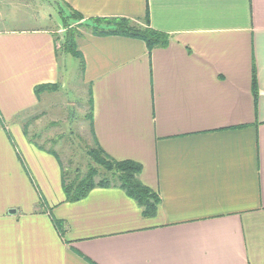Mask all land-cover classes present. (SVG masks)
<instances>
[{
  "label": "crops",
  "instance_id": "crops-1",
  "mask_svg": "<svg viewBox=\"0 0 264 264\" xmlns=\"http://www.w3.org/2000/svg\"><path fill=\"white\" fill-rule=\"evenodd\" d=\"M59 1L167 33L78 46L90 145L140 162L160 200L151 217L117 186L65 200L63 163L25 126L66 90L72 55L49 25L0 23V264H264V0Z\"/></svg>",
  "mask_w": 264,
  "mask_h": 264
},
{
  "label": "rangeland",
  "instance_id": "rangeland-1",
  "mask_svg": "<svg viewBox=\"0 0 264 264\" xmlns=\"http://www.w3.org/2000/svg\"><path fill=\"white\" fill-rule=\"evenodd\" d=\"M69 14H71L70 9L65 8L59 0H0V17H4L0 23L3 26L49 25L55 35L56 50L60 51L64 32H66L62 17ZM92 19L95 18L88 19V21L82 19L69 21L68 28L74 30L77 50H79V43L87 33L93 34L94 29L104 26V23L99 25ZM65 63L66 90L59 92V95L52 94L54 101L51 104L55 105L53 108L48 107L49 105L45 106L42 102L35 109H31L26 125L30 137L36 134L34 138L32 137L33 139L44 143L50 149H55L65 168L72 173L75 168L83 172L89 163L85 148L91 142L86 123L88 121L90 125L88 117L90 109L87 110L90 93L87 94L81 85L80 77H82L83 68L81 58L68 56ZM69 81L72 82L70 88ZM40 106L47 108L46 111ZM37 114L42 115L41 119L34 120L33 116ZM16 120L18 121L19 117ZM7 123L8 121L3 122L4 125Z\"/></svg>",
  "mask_w": 264,
  "mask_h": 264
},
{
  "label": "trees",
  "instance_id": "trees-1",
  "mask_svg": "<svg viewBox=\"0 0 264 264\" xmlns=\"http://www.w3.org/2000/svg\"><path fill=\"white\" fill-rule=\"evenodd\" d=\"M70 11L71 14L62 17L63 26L66 28H68L70 20L82 19V15L79 12ZM92 20L99 25L104 23L103 27L94 29L93 34H120L141 39L149 49L156 46H166L168 43L167 33L149 26L148 17H145L142 22L126 17L95 18ZM66 28L62 49L82 60V54L77 50L74 30ZM81 64H83L82 61ZM251 86L255 101L258 95L255 77L252 79ZM56 89L57 83H39L33 88L36 96H39L44 91H55ZM90 116L91 111L88 112V117L90 118ZM25 130L27 132V125ZM36 144L38 147H42L37 142ZM87 146L85 153L88 156L89 163L83 172L75 168L72 173V171L63 166L62 189L65 194V200L71 202L79 200L85 197L94 187L117 186L136 202L143 216L151 217L155 215L160 198L155 190L140 180L139 175L142 170V164L133 159H115L111 157L100 147L96 140H94V144ZM55 223L62 230V221L56 220Z\"/></svg>",
  "mask_w": 264,
  "mask_h": 264
}]
</instances>
